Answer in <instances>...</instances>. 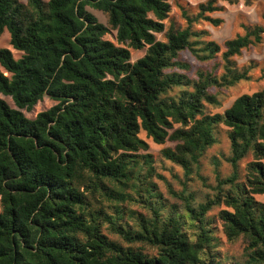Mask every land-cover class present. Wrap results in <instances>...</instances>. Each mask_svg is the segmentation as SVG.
Wrapping results in <instances>:
<instances>
[{"label":"trees","instance_id":"trees-1","mask_svg":"<svg viewBox=\"0 0 264 264\" xmlns=\"http://www.w3.org/2000/svg\"><path fill=\"white\" fill-rule=\"evenodd\" d=\"M223 10L215 0L182 10L179 29L164 24L168 0H0V35L21 54L0 48V94L15 106L0 99V264H264V203L254 199L264 196V87L205 112L220 105L210 90L249 79L253 67L234 58L262 42L264 23L243 25L222 49L193 26L217 27L210 14ZM144 47L131 63L129 49ZM184 52L211 70L188 75ZM43 97L56 104L26 118ZM220 127L230 174L216 175L213 199H195L185 181ZM141 132L173 146L155 159ZM165 164L181 171L178 194L158 172ZM221 203L216 218L226 243L244 242L241 257L214 232L208 214Z\"/></svg>","mask_w":264,"mask_h":264},{"label":"rangeland","instance_id":"rangeland-1","mask_svg":"<svg viewBox=\"0 0 264 264\" xmlns=\"http://www.w3.org/2000/svg\"><path fill=\"white\" fill-rule=\"evenodd\" d=\"M25 1V0H22ZM207 0H168L170 4V13L168 19L164 21V24H173L175 28H184L186 26L185 20L182 17V10L192 16L196 14L197 7L199 4L204 3ZM218 6L224 8L222 12L210 14L211 18H220L222 22L217 27H212L206 22L197 23L193 26L195 30H204L208 32V39L217 43L222 49L223 42L232 39L236 35L243 34V25H254L264 23V0H253L251 3L246 5L244 2L240 1L235 5H229L222 0H215ZM86 10L91 13L96 20L107 27L106 17L103 13L94 10L90 7H86ZM157 40L161 39L159 34L155 35ZM105 39L116 44L115 32L109 31L105 35ZM117 45V44H116ZM121 46V45H119ZM0 48L8 49L12 56L17 59L20 57V53L13 50L9 45V35L6 31L0 35ZM145 47L141 50H132L130 52V62L133 63L137 59L143 56L145 52ZM183 61L187 62L191 70L188 75H192L198 69L211 70L212 64H199L194 60L187 52L181 54ZM220 61L218 56L216 62ZM234 62L239 69L246 66H252L253 68L249 71V79L243 80L236 85L229 88L212 89L210 92L214 94L219 102V106H206L205 112L208 114L222 113L227 109L231 103L239 96L244 94H252L261 90L264 87V37L262 42L256 46H250L247 49L241 51L240 55L234 58ZM219 64V63H215ZM221 67H217V73L221 72ZM0 99L4 100L11 108H15L13 102L9 97L2 96L0 94ZM56 102L49 99L48 97H43L36 105L30 110H22L24 116L28 119H33L39 112L48 110L50 107L55 105ZM140 138L143 139L148 144V151L153 158L158 157L159 151L164 147H172L173 144L166 142L163 145H156L150 139L146 138L144 133H140ZM229 143L226 137V128L220 127L217 135V143L214 144L209 150H207L204 156L200 160L199 169L193 173L190 178L185 181L184 189L187 193H190L193 198H201L204 196L213 199L215 191L212 190L216 186V175L220 178L227 177L230 174V166L225 162L222 156L228 155ZM251 161L248 157L239 163V176L240 178L244 176L245 165ZM264 162V161H263ZM165 169H158V172L163 176L164 180L170 185L172 192L180 193L183 189L180 181H182V174L180 169L177 167H172L168 164L164 165ZM158 182V189L163 193V196L169 198L171 202H176V198L167 193L164 182ZM254 199L258 202L264 203V196L255 195ZM178 206V205H177ZM226 209L221 203L219 205L213 206L212 210L209 212V216H213L214 221L212 226L214 227V232L216 236L223 242V250L227 252L229 257L237 258L241 257L244 253L245 244L242 240H238L234 243H226L224 236L222 234L220 223L216 218V214Z\"/></svg>","mask_w":264,"mask_h":264}]
</instances>
